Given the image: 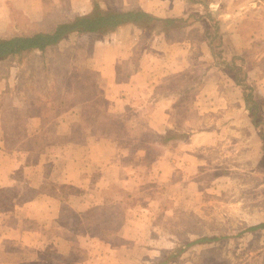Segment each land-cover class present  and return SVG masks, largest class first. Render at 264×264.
<instances>
[{
	"label": "crops",
	"instance_id": "obj_1",
	"mask_svg": "<svg viewBox=\"0 0 264 264\" xmlns=\"http://www.w3.org/2000/svg\"><path fill=\"white\" fill-rule=\"evenodd\" d=\"M82 1L69 0L67 4L81 7L86 11L91 8L93 2H97L100 6H117L115 7L117 11L136 8L161 18H184L187 20L180 28L186 31L196 28L199 37L192 40L185 35L171 39L172 33L178 29L148 36L144 29L127 23L107 34H99L100 36L89 39L86 51H81L79 43L73 45L68 42L71 34L78 32L66 34L57 43L49 45L41 52L43 67L49 70L45 71V68H42L40 78L43 80L50 77L61 78L62 73H55L52 67L56 68L59 64L65 63L67 60L64 58H90L95 76L87 77L91 78L88 92L84 93L78 88L70 94L72 101L66 104L71 114L67 116L64 114L53 120L46 118L42 112L52 107L58 109L62 101L65 103V94L62 90L56 88L47 94L23 91L25 96L20 99V103L15 102L14 95L22 91L19 89L20 84L19 87L17 84L12 87L8 84L6 86V81L10 80L8 76H11L8 74L9 69L5 75L0 74V168L8 163L10 166L7 171H11L12 174L15 170L12 182L9 184L0 182V192L21 189L15 177L22 168L30 169L43 179L40 184L41 198L26 197L21 200L20 194H11L8 199L10 207L8 214L0 209V251L5 255L4 261L0 264L39 261L51 263V259H55L52 257L57 255L51 244L60 243L62 235H57L58 230L66 229L56 226L59 222L65 221V209L78 214L101 205L104 192L114 183L121 182L123 175L130 176L133 173L129 172L133 167L123 161L128 155V146L113 137L105 135L104 138L98 139L104 142L105 146L116 148V159L113 152L107 151L105 159L95 156L89 161H84L83 154L79 152L80 149L84 150L87 147L93 149L91 143H98L93 137L77 140L73 134V126L95 127L96 123H87L83 120V113L87 110L94 111L96 109L94 104H98V100L104 103L102 111L111 114L128 110L138 111L141 116H149L146 121H153L152 127L156 133H169L170 138L166 141L163 139L167 146L162 145L157 153L155 162L158 165L164 164L166 160L171 162L169 163L171 166L172 163L176 166L179 164V159L182 158L181 151L173 149L177 145L186 144L191 151L198 147L206 149V144L221 141L225 136L226 127L234 133L244 131L248 134L249 131L252 135L253 132L249 129L253 125L256 126L243 100V89L235 81V72L233 76L231 68L228 67L233 63L234 56L248 58L240 52L244 46L249 47L251 41V36H244L242 29L243 19L247 16L239 9L243 8L241 2L244 0H91L89 3ZM85 11L76 13L84 14ZM213 22L218 24L217 43L223 48L220 60L212 54L210 38L212 33L216 32L212 26ZM216 39L212 41L215 47L218 45L215 43ZM197 45L201 48V58L195 61L196 58H189L188 54L189 49H194ZM4 60L6 58L0 62ZM205 61L211 63L209 70L203 71L197 81L192 83L188 72H193L195 63ZM251 62L236 60L235 64L246 71V81L253 82L256 94L264 98V65L259 67ZM252 73L256 76H251ZM177 74L184 76L183 82L176 84L179 89L172 88L175 91L172 94L164 93L163 88L172 86L171 76ZM33 75L34 73L32 77ZM222 76H228L226 80L229 81L221 78ZM78 77L82 78L80 75ZM19 78L21 82L23 76L18 75L16 80ZM5 99H8V104L4 103ZM89 104L90 106H87ZM17 113L21 118L15 120L12 116ZM51 124L54 126L53 130L50 129ZM164 124L168 126L167 130H162ZM132 126L136 127L139 124ZM11 127L20 130L16 133L8 129ZM7 143L13 145L8 146ZM84 153L87 154L88 150ZM132 157L136 160L133 161L135 168L140 169L144 154L137 149ZM115 171L119 176L117 178L113 175ZM95 173L96 178L93 177ZM106 173L109 175H105ZM125 180H122L121 185H124ZM47 183H51L55 190L47 188ZM27 185L34 188L28 176L25 179V186ZM72 188L78 190L77 205L81 201L85 205L84 208L75 209L69 203L68 196ZM22 189L20 191H23ZM2 205L0 200V206ZM35 207H38L39 216H35L37 213L34 211ZM24 234L30 235L34 239L32 243L36 244L37 252L33 259H20L18 254L20 246L24 243ZM88 234L82 237L84 239L91 237ZM72 237L73 234L65 232L62 237L69 246L65 250L68 254L66 256L71 255L73 251ZM96 238L93 237V241ZM111 250L112 248L105 245L100 250H94V261L98 264H108L107 259L112 256V253H109Z\"/></svg>",
	"mask_w": 264,
	"mask_h": 264
},
{
	"label": "rangeland",
	"instance_id": "obj_2",
	"mask_svg": "<svg viewBox=\"0 0 264 264\" xmlns=\"http://www.w3.org/2000/svg\"><path fill=\"white\" fill-rule=\"evenodd\" d=\"M68 1L0 0V36L9 37L45 31L59 21L79 15L77 11H85L81 7L68 5ZM85 1L91 2V0ZM93 4L94 2L91 8ZM241 4L243 8L239 10L247 16L242 22L244 36H251L252 39L250 38L249 47L244 46L240 52L260 67L264 65V0H244ZM101 7L115 10L117 6ZM91 8L86 9L85 12L89 13ZM177 29L178 31L172 33L171 39L185 35L192 40H197L199 37L196 28L186 31L179 27L174 30ZM71 35L68 42L73 45L79 43L81 51H86L89 39L100 36L96 33ZM217 42L218 37L215 40V43ZM215 50L222 53L223 48L218 44ZM189 51V58H196L195 61L201 58L199 45L194 46V49L190 48ZM32 52L11 57L13 59L7 57L0 62V74L5 75L8 69V74H11L8 76L10 80L6 81V86L8 84L12 87L17 84L19 87L20 84L19 89H22L13 99L20 103V99L25 96L23 91L47 94L48 91L52 92L58 88L65 94V103L62 101L58 109L48 108L42 113L50 120L71 114L66 104L72 101L70 94L78 88L79 91L88 92L91 78L87 77L95 76V71L91 69L90 58H64L67 61L59 64L61 69L58 66L52 67L55 73H62L61 78L50 77L43 80L40 78L42 76L40 72L45 68L42 64V53L38 50ZM70 53L71 56L72 49ZM210 65L211 63L206 61L195 63L193 72H188L192 83L197 81L203 71L209 70ZM47 69L45 68V71L49 70ZM230 71L234 76V71ZM32 73H34L33 77ZM18 75L23 76L21 82L20 78L16 80ZM79 75L82 78L78 77ZM251 76L256 74L252 73ZM227 77L221 78L226 80ZM183 78L181 74L171 76L172 86L163 88L164 93L172 94L174 90H178L176 84H181ZM257 100L261 114L256 117L259 123L255 124L253 121L256 126L253 125L249 129L253 132L252 135L249 131L248 134L244 131L234 133L226 127L225 136L221 141L206 144V149L198 147L191 151L186 144L177 145L173 149L181 151L182 157L177 166L175 163L171 166L169 164L171 162L167 160L159 165L155 162L161 146H167L163 143L164 134L169 133H156L152 127L153 121L149 120L152 121L151 123L146 121L149 116H141L138 111L133 110L113 112L112 115L111 112L101 110L104 103L98 100V104H94L96 109L84 112V115L87 116L88 122L99 125L73 126L75 139L85 140L87 137H93L98 143H91L93 149L87 147L84 150L80 149L79 152L83 154L84 161H89L95 156L105 159L107 151L113 152L116 159V148H109L104 142L99 141L105 135L113 137L128 146L129 152L123 161L133 167V170L129 171L133 173L131 175L129 173L130 176L123 175L121 179H126L124 185H121L123 182L121 180L105 191L103 203L85 211L83 219L79 218V212L77 214L65 209V221L59 222L56 226L66 229L58 230L57 235H62L61 242L56 245L51 244L57 255L52 257L55 259H51L50 264L58 260L64 264H78L79 261L80 264H98L94 261L93 252L100 250L104 245L112 248L109 252L112 256L107 259L108 264H149L167 258L169 259L166 264H264V227L249 229L264 222V141L261 138L264 126L260 124L264 122V98L259 97ZM4 103L8 104V99H5ZM168 115L170 116L169 112ZM12 117L15 120L21 118L18 113ZM132 124L139 126L135 127ZM53 127L51 124L50 129L53 130ZM167 127L164 124L161 129L167 130ZM8 129L16 133L20 130L13 127ZM137 149L144 154L140 169L135 168L133 161L136 160L132 157ZM85 150H88L87 154L84 153ZM9 166L7 163L0 168L2 172L5 171L0 172V182L3 184H9L13 180L15 170L11 174V171H7ZM17 173L15 180L18 181L21 189L25 188V190L0 192V200L3 204L0 209L6 214L10 209L8 199L11 194H20L21 200L26 197H29L27 199L42 197L39 194L43 179L39 174L24 168ZM113 175L114 178L119 177L116 171ZM27 176L34 184V188L25 186ZM93 177L96 178L97 174L95 173ZM46 187L55 190L51 183H47ZM72 189L68 196L69 203L75 209L84 208L85 205L81 201L77 205L79 200L76 196L77 188ZM37 209L38 207H35L34 211L37 212ZM35 216H39L38 212ZM64 232L73 233L71 238L73 251L69 256H66L68 254L65 252L69 246L62 238ZM86 233L92 238H97L94 241L91 237L84 239L82 235L87 236ZM201 237L217 239L194 242ZM33 241L30 235H23L24 243L18 252L20 259H33L36 256L37 249ZM61 256L66 257L58 258ZM4 257L5 255L0 251V262L4 261Z\"/></svg>",
	"mask_w": 264,
	"mask_h": 264
},
{
	"label": "trees",
	"instance_id": "obj_3",
	"mask_svg": "<svg viewBox=\"0 0 264 264\" xmlns=\"http://www.w3.org/2000/svg\"><path fill=\"white\" fill-rule=\"evenodd\" d=\"M185 21L186 20L184 18L179 17H157L142 9L136 8L120 11L113 9H104L97 2H94L89 13L75 15L70 19L59 21L48 30L35 31L28 34L13 35L9 37L0 36V60L7 57L10 58L19 54L32 52L35 50L43 52L49 45L57 43L66 34L71 32L107 34L123 24L132 23L144 29L145 33L148 36H153L154 34L163 31H168L177 27L179 28L185 23ZM212 26H214L216 31L215 33H212L210 38L212 44V54L215 58H222L221 53L215 50V46L213 44L214 39H216V37L218 36L217 22H213ZM236 60L237 62L243 61L245 63L251 62L252 60L243 58L241 56H234L233 63L228 67L231 68V70H234L235 81L243 89L242 92L245 105L251 113L252 120L255 122V124H258L259 122L257 121L256 117L258 114H261V110H259V102L257 100L259 96L256 94L253 82L246 81V71L242 67L235 64ZM87 106H90V104ZM87 111L89 112V110ZM83 120L88 123L87 116H85L84 113ZM260 124L261 126H264V122H261ZM97 125H99V123L95 124V126ZM164 138L166 140L169 139L170 136L166 135ZM261 138L264 141V130L263 132H261ZM84 214L85 212L79 213V218L83 219ZM263 227L264 222L253 225L249 227V229H258ZM69 234L73 233L69 232ZM215 239L217 238L201 237L196 239L194 242L209 241ZM168 259L169 258L164 259L160 262H153L149 264H166ZM56 263L61 264L62 261L58 260ZM26 264H50V262L46 261L43 263L42 261H39Z\"/></svg>",
	"mask_w": 264,
	"mask_h": 264
}]
</instances>
